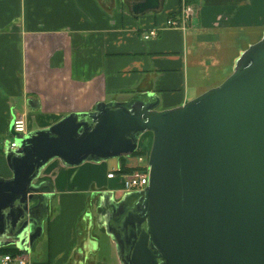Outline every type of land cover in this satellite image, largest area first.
Wrapping results in <instances>:
<instances>
[{"label":"crops","instance_id":"0c3cea01","mask_svg":"<svg viewBox=\"0 0 264 264\" xmlns=\"http://www.w3.org/2000/svg\"><path fill=\"white\" fill-rule=\"evenodd\" d=\"M130 1L0 0V178L12 176L5 157L15 141L12 117L22 116L29 132L98 103L148 94L156 96L157 110L175 108L219 85L264 34V0H163L158 11L139 17L130 13ZM183 4L192 7L185 26H168ZM150 29L157 35L144 40ZM142 137L137 150L148 151L151 134ZM98 165L66 167L54 159L43 168L48 213L26 255L29 264H118L95 217L110 171L96 183ZM84 218L90 227L81 234Z\"/></svg>","mask_w":264,"mask_h":264},{"label":"water","instance_id":"95a60500","mask_svg":"<svg viewBox=\"0 0 264 264\" xmlns=\"http://www.w3.org/2000/svg\"><path fill=\"white\" fill-rule=\"evenodd\" d=\"M162 1L133 0L130 13L156 12ZM147 97L98 103L22 136L10 124L17 148H6L12 176L0 178V248L27 255L41 236L51 191L40 174L50 161L126 157L150 131L142 216L125 237L131 264H264V34L219 85L183 105L157 110ZM39 204L44 215L34 214Z\"/></svg>","mask_w":264,"mask_h":264},{"label":"flooded vegetation","instance_id":"af4514ba","mask_svg":"<svg viewBox=\"0 0 264 264\" xmlns=\"http://www.w3.org/2000/svg\"><path fill=\"white\" fill-rule=\"evenodd\" d=\"M97 193L98 208L95 217L103 228L106 226L114 234V237L121 241L119 244H115L112 241L118 264H131L129 259L131 250L127 248L129 246L126 244L125 237L128 228L136 225L137 216H142V197L140 194H136L137 192H131L132 195L127 197L124 196L126 193L119 197L103 195L102 191ZM45 210L46 207L43 204H39L37 210L34 209L33 211L34 214L39 213V215H44L46 213ZM136 228H134V231ZM141 228L145 229V225L142 224Z\"/></svg>","mask_w":264,"mask_h":264},{"label":"built area","instance_id":"2783aa9c","mask_svg":"<svg viewBox=\"0 0 264 264\" xmlns=\"http://www.w3.org/2000/svg\"><path fill=\"white\" fill-rule=\"evenodd\" d=\"M192 14V7L188 4H183L180 8V13L177 18H169L167 20V25L170 27L182 28L185 26L189 16ZM157 29H150L147 32L142 33V38L144 40H149L157 35ZM11 126L14 133L19 136L25 135L28 131L26 129V123L22 116H14L11 120ZM12 149L17 148V143L15 141L10 142L9 146ZM107 179L117 180L121 195L131 192L142 191L148 183V170L147 166L143 167L141 170H132L131 172H124L119 166L116 171H109L106 174ZM113 192V190H110ZM115 194V192H113ZM0 264H29L27 256L20 252L17 254H0Z\"/></svg>","mask_w":264,"mask_h":264},{"label":"rangeland","instance_id":"374dc122","mask_svg":"<svg viewBox=\"0 0 264 264\" xmlns=\"http://www.w3.org/2000/svg\"><path fill=\"white\" fill-rule=\"evenodd\" d=\"M143 133H145V132H143ZM146 133H150L151 134V141H152V133L150 131H148V132L146 131ZM145 135H148V134H145ZM142 145H143V137L140 138V139L138 138L137 148H141ZM150 146H151V144H150ZM148 153H149V150L148 151L136 150L131 155L126 156V157H121V159L120 158L119 159L111 158V159L104 160V161H100V162H90V163H94V164H99L97 166V170H96V175H98L99 177L95 178L94 181H96V183H99L100 180L102 179V177L105 176V174H106V172L108 170H110V171H116L117 168H118V163H119V166H120L121 163L123 165H127V166L128 165H131V164H134V167H138L137 169L140 170V168L145 167L147 165ZM101 163H104V164L101 165ZM128 167H130V169H131V166H128ZM129 171L131 172L132 169L129 170ZM104 179H105V182L103 183V187L107 188L108 190H113V192H115V194H114L115 197L120 196L121 195L120 186L119 185L118 186H115V184H108L107 183V181H108L107 178L104 177ZM86 220L84 218V220H82L81 223H80V231H81V234L84 233V226H86L88 228L90 227L89 221H88V224L85 223ZM96 230L99 231L97 228H96Z\"/></svg>","mask_w":264,"mask_h":264},{"label":"trees","instance_id":"16d2710c","mask_svg":"<svg viewBox=\"0 0 264 264\" xmlns=\"http://www.w3.org/2000/svg\"><path fill=\"white\" fill-rule=\"evenodd\" d=\"M121 159V157H120ZM120 167H121V170L124 171V172H130L129 170H135L137 169L138 167H127L126 165H123L122 163L120 164ZM143 168V167H142ZM140 168V170L142 169ZM21 251H19L17 248H15L14 246H6V247H2L0 248V253L1 254H5V253H10V254H17V253H20Z\"/></svg>","mask_w":264,"mask_h":264}]
</instances>
